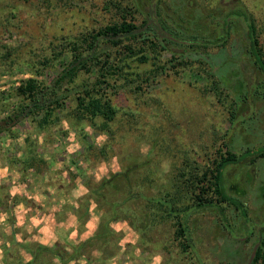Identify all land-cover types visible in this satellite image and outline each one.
<instances>
[{"label": "rangeland", "instance_id": "374dc122", "mask_svg": "<svg viewBox=\"0 0 264 264\" xmlns=\"http://www.w3.org/2000/svg\"><path fill=\"white\" fill-rule=\"evenodd\" d=\"M132 2L194 46L176 40L177 58L152 48L144 62L125 58L103 92L116 109L110 120L73 114L76 93L92 94L95 69L57 88L63 102L51 123L40 126L41 114L7 119L26 102L16 89L25 78L51 85L72 44ZM227 6L252 15L264 48V0H0V264H247L264 229V73L240 18L226 42L205 43ZM131 8L124 15L140 24ZM122 51L102 43L98 57L117 63ZM224 145L251 154L225 170L244 214L227 202L190 208L186 247L175 212L162 209L193 204ZM128 187L146 198L124 200Z\"/></svg>", "mask_w": 264, "mask_h": 264}, {"label": "trees", "instance_id": "16d2710c", "mask_svg": "<svg viewBox=\"0 0 264 264\" xmlns=\"http://www.w3.org/2000/svg\"><path fill=\"white\" fill-rule=\"evenodd\" d=\"M134 3L132 2L133 7L142 15L140 24H137L134 20H129L127 16L124 15L127 10H132L131 4H129L130 6L128 4H119L120 7L117 5L116 7H119L120 10L123 11L121 19L109 23L99 29L91 30L82 34L80 40L72 44L73 54L70 56L68 64H64L51 85L37 81L36 78L27 77L17 86V93H19L26 102H21L18 110H15L12 116H8L7 119L16 121L27 116H32V119L34 116L41 114V117L38 120L40 126L51 123L52 116L58 109H60L63 102V98L58 94L57 88L61 86L64 81L74 83L80 71L90 73L92 69H95L97 75L90 86L92 94H89L88 86L83 87L80 92L76 93L74 97L75 107L73 109V114L78 118L82 115L87 118L101 116L110 120L115 115L116 109L111 104L110 99L105 97L103 92H105L104 90L106 87L112 85L111 81L116 80L123 74V65H128V63L124 61L125 58H134L138 62H144L147 60V56L144 52H146L148 48H152L154 52L160 49L171 50V54L177 58V53H173L174 47H176L174 45L177 41L178 45L187 41L191 45L190 47L194 46V44H191L194 42V39L180 37L179 30L174 28L171 29L173 31L167 32L165 29L166 27L158 22L157 14L154 16V9L149 8L148 12H145L143 6L140 8L138 3H135V5ZM224 9L225 13L222 19L215 20L218 23L219 35L213 40H207L205 43L216 42L218 44L220 42H226L232 16L240 18L245 27L244 37L251 62L256 69L264 73V48L260 44L257 32L258 27L254 18L245 9L235 10L229 6L224 7ZM158 24L160 26H158ZM161 34L163 36H161ZM102 43L115 48L122 47L123 51L121 53L124 54V57H121L117 63H112L107 59L100 60L98 57L100 56L98 50L101 48ZM78 45H81V50ZM177 48L181 53L180 47ZM84 51H86V54ZM115 84L116 83L112 86ZM217 94L222 95L221 91H218ZM245 97H247L246 93H243L242 98ZM235 117L236 112L234 110L230 111V121H233ZM105 124L104 126H106ZM224 146L226 150L223 152L221 150L219 151V156L213 160L211 171L208 172L211 176L208 180V186L200 188L202 193L199 192V194H196V199L191 206L183 207V205L180 206L176 204L173 209H170L171 207H165L166 205L162 199H157L155 201L158 205L165 207V209H162L164 213L172 214V212H175L174 214L176 215L179 224L177 234L180 235L182 238L181 240L186 247H189L188 242L190 239L187 235L188 230L186 226V216L190 208L201 209L208 206L214 207L217 204L227 202L234 205L236 208L241 209L244 214L243 210L245 209L242 202L227 193L224 181L225 170L228 166L237 164L243 158L245 159L251 154H248L249 149L245 150V152L243 150L236 153L231 151L228 145ZM260 155L262 154L260 153ZM31 156L32 155H28L27 158L23 160L27 167L33 166V164H30ZM34 168L36 167L34 166ZM208 173L204 172V177H206ZM192 178L195 179V174ZM199 182H202L203 184L205 183L200 180ZM209 190L213 193V197L210 196L207 198L205 195ZM126 193L124 200L126 198L129 199L130 197L140 198L144 196L146 198L144 193L135 192L132 187H128ZM83 244L84 242H81V244L75 247L73 252L74 256H76ZM17 263L34 264L31 259L27 260L25 263L22 260H19ZM247 264H264V229L258 235Z\"/></svg>", "mask_w": 264, "mask_h": 264}, {"label": "clouds", "instance_id": "9594fccd", "mask_svg": "<svg viewBox=\"0 0 264 264\" xmlns=\"http://www.w3.org/2000/svg\"><path fill=\"white\" fill-rule=\"evenodd\" d=\"M156 264H159V258H157Z\"/></svg>", "mask_w": 264, "mask_h": 264}]
</instances>
